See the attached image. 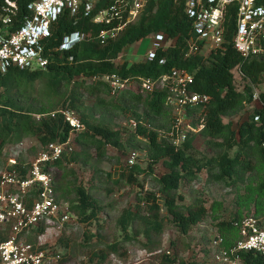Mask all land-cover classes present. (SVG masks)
<instances>
[{
  "label": "trees",
  "instance_id": "obj_1",
  "mask_svg": "<svg viewBox=\"0 0 264 264\" xmlns=\"http://www.w3.org/2000/svg\"><path fill=\"white\" fill-rule=\"evenodd\" d=\"M18 4V16L10 31L17 30L24 19L29 16L28 4L33 0H15ZM115 0H103L99 9L109 6ZM187 0H148L146 9L141 18L130 25L120 35L112 40L102 43L99 34L106 28L104 25L95 24V13L86 15L82 9L77 17L62 16L53 28L52 37L49 39L45 53L50 60L47 70H20L10 69L7 73L0 71V155L4 148L11 143L18 142L24 134L36 137L42 146L50 143L64 142L71 134V127L65 121L62 114L55 117L43 116L36 121L33 114L45 115L54 109H36L30 100L32 90L38 87L48 91L50 95L56 93L65 94L62 106L79 113L80 120L85 131L77 134L74 141L92 147L97 157L102 161L107 158L106 148L114 146L118 150L123 148L121 132L111 129L104 124L94 121L87 113L84 94L87 93L101 107H110L123 110L131 104L144 107L142 113L134 112L138 126L135 132L129 135L132 141L137 137L145 139L150 146V163L148 170L164 162L168 172L157 178L160 193L165 197L166 214H162V206L158 202L156 194L148 193L145 197V205L138 207L136 211L126 209L118 220L121 231L128 241L134 239L129 235L130 228L137 223L140 228L135 229V238L144 235L148 239L154 236H162L165 230L175 228L181 235H187L192 227L198 225L207 216L208 210L201 200L191 205L178 204L180 198L177 191L182 180H194L198 174L206 169L217 182H224L226 178L240 173H253L257 163L261 169L262 179L257 185L256 194L264 199V92L259 94L261 107L250 116L237 130L231 124L223 121L225 116L238 112L245 102H251L252 89L245 87L243 92L236 85V73L254 85L264 82V55L260 57L245 58L232 45L233 33L236 27V7H232L227 14L226 44L223 51L212 53L209 58L200 55L186 57L188 52V40L193 34V19L186 12ZM4 0H0L1 6ZM264 6V0L258 1ZM74 31L90 34L87 41L77 44L68 51H61L60 45L63 37ZM158 33L165 34L169 40L175 43L156 51L153 60H146L130 65L125 62L117 64L123 51L130 45L154 36ZM165 59V64L160 61ZM186 70L193 76L190 90L207 95L209 103L200 110L204 115V129L202 134L210 140H222L213 143L218 153L216 157H199L193 141L194 134H189L187 140L181 146L176 147L166 140H160L158 130L154 129L156 120L149 121L150 117L162 118L166 109L171 108L167 104L168 91H155L152 94L135 93L130 90L122 92L113 100V90L104 81L95 80L107 75H118L122 79L139 80V78H157L168 74L172 69ZM86 80H91L87 83ZM110 96V98H109ZM126 111V110H125ZM259 116L260 120L255 121ZM148 123V124H145ZM235 147L238 151L234 157L229 152ZM54 164L63 168L64 161L74 163L79 157L90 158L85 153L72 152ZM129 173L124 175L131 185L138 184L137 175L142 169L134 164L128 167ZM217 171L214 174V171ZM71 176L73 173L70 171ZM214 174V175H213ZM62 187L55 186L58 199ZM76 206L73 210L80 213L82 222L94 220L103 207L97 200L85 190L84 187H75ZM182 200V199H181ZM91 213L87 215V211ZM244 219H234L231 222L220 223L222 231L223 247L231 248L241 239L240 225ZM11 224L0 226V242L7 241L11 236ZM46 227L40 226L31 232L35 237L45 234ZM235 233V240L229 243L225 233ZM32 243V242H30ZM123 242L113 243L102 251L100 260L105 262L109 255L118 254ZM36 245V244H33ZM172 247L178 249V243L173 241ZM41 249L45 250L44 247ZM179 251L175 256L169 253L159 255V264H200L188 263L178 259ZM243 264H264V258L254 252L237 254ZM65 264L68 261H59Z\"/></svg>",
  "mask_w": 264,
  "mask_h": 264
},
{
  "label": "built area",
  "instance_id": "obj_2",
  "mask_svg": "<svg viewBox=\"0 0 264 264\" xmlns=\"http://www.w3.org/2000/svg\"><path fill=\"white\" fill-rule=\"evenodd\" d=\"M103 0H33L27 6V16L21 26L10 31L18 16L15 0H4L0 15V71L7 73L12 68L20 70L48 69L50 60L45 48L52 37L53 28L65 15L77 17L83 9L85 14L95 13L93 22L104 25L99 37L102 43L117 38L128 25L137 22L148 0H115L109 6L99 9ZM259 0H187L186 12L193 19V34L188 40L186 57L200 55L209 58L212 53L224 50L226 44V22L230 9L236 7L235 30L232 45L243 57L253 58L264 55V6ZM90 34L74 31L63 37L61 51H68L89 39ZM152 47L144 54V59L153 60L156 51L173 44L163 33L152 36ZM139 61V62H142ZM166 60L160 61L165 64ZM95 80L108 83L113 93L130 90L135 93L152 94L167 89V104L174 107L176 118L169 133V142L179 147L189 133L196 128L188 122V115L202 109L209 103V97L190 90L193 76L182 69H172L170 73L157 78L122 79L118 75H107ZM259 101L258 93L252 96ZM62 114L71 127V134L64 142L50 143L34 156L29 165L19 163L11 156L7 165L0 169V226L11 224V236L0 242V264H46L47 251L40 246L24 241L21 236L45 226L46 232L58 225L70 222L74 214L68 205L58 199L55 191L54 164L65 154L75 150L74 138L85 130L76 111L65 108L38 116L55 117ZM260 117L256 116L255 121ZM136 130L138 123L132 122ZM204 124H201V130ZM137 160L135 152L128 157L129 165ZM241 239L231 248L223 247V238L217 234L210 245L211 257L200 264H243L237 254L254 252L264 258V218L260 221L246 217L240 225Z\"/></svg>",
  "mask_w": 264,
  "mask_h": 264
},
{
  "label": "rangeland",
  "instance_id": "obj_3",
  "mask_svg": "<svg viewBox=\"0 0 264 264\" xmlns=\"http://www.w3.org/2000/svg\"><path fill=\"white\" fill-rule=\"evenodd\" d=\"M152 40L153 38L150 36L128 46L118 59L117 64L121 65L130 60L129 64L133 65L136 61H142L144 54L152 47ZM168 45L165 44V46ZM235 75L239 91L243 92L245 87L249 86L252 89V94L264 92V82L254 85L243 79L239 73ZM86 81L88 84L92 82L91 80ZM32 92L33 96L30 100L36 109H49L54 106L52 108L54 110L51 111L54 112L67 108L62 106L64 91L50 95L48 91L37 85ZM120 94L115 93L114 96L111 94V97H114L113 100H115ZM84 100L87 113L92 116L94 121L121 132L122 137H125L123 148L118 150L114 146H108L106 148L108 156L101 161L94 148L74 141L75 150L73 152L85 153L90 158L79 157L78 161L74 163L65 160L64 170L55 167V170L52 171L55 186L62 187L59 193L60 200L68 205L74 218L70 222L45 231V234L38 239L33 232L21 236L28 243L32 242L31 244L44 247L49 257L46 264H61L59 262L61 259L64 262L68 261L65 264H159V255L170 252L175 256L177 250L179 251V260L199 263L210 259L209 249L213 238L217 234H223L220 223L231 222L237 218L254 217L260 221L264 218V199L256 194L257 185L262 179V168L253 160L256 164L255 172L233 175L231 178H226L224 182H217L206 169L202 170L196 179H185L180 182L177 194L180 198L182 197V200L180 199L178 204L191 205L195 201L201 200L208 210L203 221L192 227L187 235L183 236L175 228H169L164 231L162 236H154L152 239H148L144 235L135 238L134 231L140 228L135 223L129 230V235L134 240L128 241L118 224L124 210L136 211L138 207H143L145 197L148 193H153L157 195L158 202L162 206V214H166L165 197L160 193L156 179L168 172V169L164 162H160L152 170H148L149 143L140 136L132 141L129 140L128 136L135 132L132 122H137L133 113H142L144 111L142 105L133 103L123 110L101 107L87 93L84 94ZM260 107V101L245 102L238 112L225 116L223 121L226 124H231L232 128L237 130ZM165 111L166 114L162 118L157 120L150 117L149 121L156 120L152 127L158 130L160 140L169 142V133L175 123L176 111L174 107ZM77 114L79 116V113ZM193 114L189 113L188 122L197 130L192 134L195 135L193 145L198 156L216 157L218 153L214 149L213 143H220L222 140H210L209 137L202 134L204 128L201 130V124L204 121V115L201 111H194ZM38 116L41 117V114H33L36 121H38ZM42 147L36 137L24 134L18 142L8 144L4 148L0 155V169L7 165L11 156H14L19 163L29 165ZM237 151L238 147H235L229 152V155L234 157ZM132 152L137 154L135 164L142 169V172L136 176L138 184L133 185L129 184L124 176L129 173L128 157ZM70 157L71 153L67 158ZM70 171L73 173L72 176L69 174ZM216 173L215 170L214 174ZM78 186L84 187L103 207V211L92 221L82 222L83 216L72 208L77 205L74 190ZM90 213L91 210H88L87 215ZM224 235L229 243L235 240L233 232ZM173 241L178 243V249L172 247ZM118 242H123L118 254H111L105 262H102L100 260L102 251L106 253V248L109 245Z\"/></svg>",
  "mask_w": 264,
  "mask_h": 264
},
{
  "label": "crops",
  "instance_id": "obj_4",
  "mask_svg": "<svg viewBox=\"0 0 264 264\" xmlns=\"http://www.w3.org/2000/svg\"><path fill=\"white\" fill-rule=\"evenodd\" d=\"M143 58H144V57H143ZM141 59H142V58H141ZM129 61H130V60H129ZM129 61H128V63H130ZM139 61H141V60H139ZM139 61H136V63H139ZM134 64H135V63H134Z\"/></svg>",
  "mask_w": 264,
  "mask_h": 264
}]
</instances>
